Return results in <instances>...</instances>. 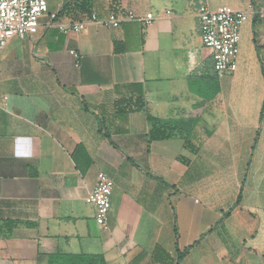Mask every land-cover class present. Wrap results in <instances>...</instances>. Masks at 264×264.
<instances>
[{"label":"crops","instance_id":"0c3cea01","mask_svg":"<svg viewBox=\"0 0 264 264\" xmlns=\"http://www.w3.org/2000/svg\"><path fill=\"white\" fill-rule=\"evenodd\" d=\"M46 3L87 22L64 34L45 16L0 51V264H264V0ZM202 5L248 13L232 74L213 72ZM116 11L157 18L92 19ZM98 173L106 228L85 203Z\"/></svg>","mask_w":264,"mask_h":264},{"label":"built area","instance_id":"2783aa9c","mask_svg":"<svg viewBox=\"0 0 264 264\" xmlns=\"http://www.w3.org/2000/svg\"><path fill=\"white\" fill-rule=\"evenodd\" d=\"M45 16L49 20V27H56L64 34L81 33L86 27L87 21L71 25L58 23L56 14H48L46 0H0V51L14 38L34 36L39 28V20ZM156 18L151 14L138 17L131 12L120 11L112 12L104 19H96L92 15L94 22L108 29H117L126 22H137L148 27ZM196 18L200 41L211 52L213 72L218 76L234 73L237 70L241 30L248 20V13L233 12L223 7L212 10L202 5L196 10ZM258 18L264 22V10L258 12ZM71 54L77 59L75 53ZM6 105L7 97L0 94V108L5 109ZM112 190V180L98 173L93 191L85 198V203L95 209V222L99 227L106 228Z\"/></svg>","mask_w":264,"mask_h":264},{"label":"trees","instance_id":"16d2710c","mask_svg":"<svg viewBox=\"0 0 264 264\" xmlns=\"http://www.w3.org/2000/svg\"><path fill=\"white\" fill-rule=\"evenodd\" d=\"M178 123L164 124L161 127L153 128L149 131V138L152 140H164L172 137ZM65 264V262H63ZM68 264H106L101 256L76 257L73 262V257H69Z\"/></svg>","mask_w":264,"mask_h":264}]
</instances>
